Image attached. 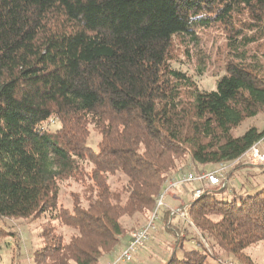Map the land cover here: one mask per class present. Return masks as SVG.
<instances>
[{
  "label": "trees",
  "instance_id": "1",
  "mask_svg": "<svg viewBox=\"0 0 264 264\" xmlns=\"http://www.w3.org/2000/svg\"><path fill=\"white\" fill-rule=\"evenodd\" d=\"M213 28L225 61L209 92L174 64L177 42L190 58ZM263 111L264 0H0V221L74 231L46 228L34 264H104L171 182L225 165L219 186L190 184L203 192L180 206L183 230L165 209L175 241L157 263L253 264L244 251L264 241V167L243 158L264 131L234 132ZM66 180L82 185L72 208L60 203ZM12 235L0 226V240Z\"/></svg>",
  "mask_w": 264,
  "mask_h": 264
},
{
  "label": "rangeland",
  "instance_id": "2",
  "mask_svg": "<svg viewBox=\"0 0 264 264\" xmlns=\"http://www.w3.org/2000/svg\"><path fill=\"white\" fill-rule=\"evenodd\" d=\"M199 41V48L190 52V58L185 56V45H180V43L177 42L178 52L174 67L178 70L188 72L189 74L193 75L196 78L201 90L209 92L214 91L217 87L216 84L218 77L223 74V65L225 61L224 35L221 32H218V29L213 28V30H209L199 35ZM200 73H203V75H199ZM59 127L60 125L56 123H51L49 126L47 124L45 125V128H48L52 131H55ZM251 128H257L260 132L264 131V111L255 118L245 120L234 132V135L236 137H241ZM100 138V135L94 129V127H90V135L87 145L94 151H98ZM243 162L247 166L251 167H264V165L250 164L247 158H243ZM221 168V174L223 175L227 170V166H221L219 169ZM211 169L212 167L208 169L209 172L216 171ZM200 170L201 169H198V171ZM188 172L198 175L203 174L195 173L194 168L192 167L191 171L189 170ZM113 181L114 179H112V182ZM113 185L115 187L117 186V183ZM60 187L61 205H63L65 208H72V197L73 195H79L82 193V185L75 182L74 180H66L65 182L61 183ZM171 197H174L175 201L177 202V207L185 204L187 201L179 195L178 191L171 189L164 200L165 205H167ZM165 209L166 207L161 210L162 216L165 212ZM48 219L49 218L40 217L39 219H9L4 222L0 221V226L2 228L13 233L12 236L3 237L0 240V264H34V254L42 245L41 234L48 227L55 228L56 232L64 235L67 240L69 237H71L74 232L72 229L62 227L58 222L55 221L49 222ZM173 223L174 225L181 228V230L187 226L186 220L180 217V215H177L174 218ZM159 227L158 235H153L157 232L153 233L146 249H142L137 253L136 260L138 261H134L130 264H158L157 260L165 254V247H167L170 242L175 241V237L172 233H166L164 232L165 230H162L161 226ZM189 231L191 233H195L193 229H189ZM192 244L193 243H191V241H186L184 250L191 249L193 247ZM183 252L184 251L179 248L177 255L181 257ZM244 254L253 262V264H264V241L247 248L244 251ZM224 259L225 260L222 262L223 264L244 263L243 260L237 257L234 258L225 256ZM208 263L219 264L212 258L208 259Z\"/></svg>",
  "mask_w": 264,
  "mask_h": 264
},
{
  "label": "built area",
  "instance_id": "3",
  "mask_svg": "<svg viewBox=\"0 0 264 264\" xmlns=\"http://www.w3.org/2000/svg\"><path fill=\"white\" fill-rule=\"evenodd\" d=\"M250 162V164L264 165V136L259 142H257L247 154L244 156ZM222 168L214 172H205L203 174H186L170 183L168 189L163 192L157 199L156 207L151 214L148 221L140 229L133 231L130 235L129 241L124 249L117 254L107 264H130L136 260L137 253L146 248L151 239V235L158 231V227L161 223V210L166 207L164 200L171 189H177L185 187L192 183L204 184L206 188H214L222 182ZM226 184H224V187ZM202 189H197L194 198L199 197L202 194ZM180 214L182 218L188 220L187 208H183L172 212V215ZM223 264V263H221ZM232 264V263H225Z\"/></svg>",
  "mask_w": 264,
  "mask_h": 264
},
{
  "label": "crops",
  "instance_id": "4",
  "mask_svg": "<svg viewBox=\"0 0 264 264\" xmlns=\"http://www.w3.org/2000/svg\"><path fill=\"white\" fill-rule=\"evenodd\" d=\"M191 188H192V186L189 184L185 187H180V188H177L175 190L178 191V193L181 197H183L184 199L187 200L186 201V203H187V202H190V200H192V198H194L192 195V189ZM176 204H177V202L175 201L174 197H171L170 200L168 201L167 205H166V210L171 209V210H174L177 212L178 210H180L181 205L179 207H177ZM128 241L129 240L125 241L124 245L121 247V250L125 248ZM111 260L106 261L104 264H107Z\"/></svg>",
  "mask_w": 264,
  "mask_h": 264
}]
</instances>
